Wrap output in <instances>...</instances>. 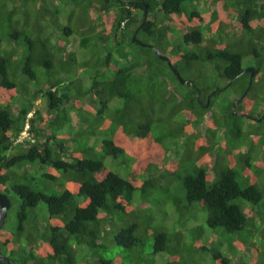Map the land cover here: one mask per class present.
Returning <instances> with one entry per match:
<instances>
[{
  "label": "trees",
  "instance_id": "1",
  "mask_svg": "<svg viewBox=\"0 0 264 264\" xmlns=\"http://www.w3.org/2000/svg\"><path fill=\"white\" fill-rule=\"evenodd\" d=\"M220 80L237 93L221 114ZM262 80L264 0H0V254L264 264V177L246 171L264 170V120L241 116L264 113Z\"/></svg>",
  "mask_w": 264,
  "mask_h": 264
},
{
  "label": "rangeland",
  "instance_id": "2",
  "mask_svg": "<svg viewBox=\"0 0 264 264\" xmlns=\"http://www.w3.org/2000/svg\"><path fill=\"white\" fill-rule=\"evenodd\" d=\"M62 5H63V3H61ZM62 8V7H61ZM72 10H73V15H72V18H71V20H72V22H73V20H75L76 19V17H77V15H79V11L78 10H76V9H73L72 8ZM69 11V10H68ZM199 11L201 12V13H203V12H206V11H208V10H206L205 9V7L202 5V4H200L199 5ZM59 21L61 22V23H63V24H67L68 23V21H69V17H68V14H67V12H63V14L61 15V17L59 18ZM174 37H176V36H174ZM69 41H68V44H69V51L70 52H72V53H74L75 55H76V59H77V61L79 62V63H82V62H84V61H87L88 60V58H89V51H86V50H84V49H82L80 46H79V38H78V36H76V35H72V36H70L69 37V39H68ZM252 61L250 60V59H247V60H245L244 61V63H243V67L245 68V67H252V65H250V63H251ZM83 71L84 70H81V68H79V70H77V72H78V78H82L83 79V81H84V83H87L88 84V81L89 80H87L88 79V76H87V74H84L83 73ZM209 76V78H211L210 76H211V74L210 75H208ZM262 79V78H261ZM207 83H211V81H207ZM225 81H222V80H220L219 81V85L222 87L223 86V88L226 86L225 85ZM261 86V88H264V80H262L261 81V84H260ZM237 96V93H236V90L234 91V90H232V89H228V90H225V91H223L222 93H221V96H219L218 98H216V100H217V107H218V109L220 110V114L222 113V111L223 110H225L226 109V107H227V105H228V102H229V100L228 99H230V98H232L233 96ZM257 96L258 97H262V94H257ZM250 99H252V98H254V96H250L249 97ZM256 99V98H255ZM254 99V100H255ZM258 101H260V99L258 98L257 99ZM38 103V102H37ZM114 105V103L112 104V106ZM233 105H235L236 106V104H235V102H233V104H232V106ZM235 109V108H234ZM234 109H232V112H234ZM254 113L256 112L257 113V111H259V109H258V105L257 104H255V105H253L252 106V109H251ZM178 117H180V116H177V117H175V118H178ZM243 123H244V126L246 127L248 124H247V122L245 121V120H243ZM263 156H264V153H263ZM113 159H111V158H107L106 159V162H105V164H107V166L111 163V161H112ZM114 162V161H113ZM114 165H115V162H114ZM116 166V165H115ZM250 169H246V171L252 176V177H255V178H258L257 180H259V179H261V173H262V176L264 177V170H261L260 169V172L257 174L256 172H254V171H249ZM239 173L242 175V176H245V169H239ZM242 178H244V177H242ZM241 178V179H242ZM241 185L243 186L244 184H243V181H241ZM170 215V214H169ZM173 216V215H172ZM14 216H12L10 219H8L7 218V225H6V228H7V230H9V228H11V225L10 224H12V223H14V218H13ZM12 218H13V220H12ZM171 222H172V218H171V216L168 218V220H167V223H170L171 224ZM255 243H256V245H258L259 247L261 246V247H263V244H264V241L263 242H261V240H260V237L259 238H255ZM86 259V257L85 256H82V260L81 261H84ZM83 263H85V262H83ZM159 264V263H158Z\"/></svg>",
  "mask_w": 264,
  "mask_h": 264
},
{
  "label": "water",
  "instance_id": "3",
  "mask_svg": "<svg viewBox=\"0 0 264 264\" xmlns=\"http://www.w3.org/2000/svg\"><path fill=\"white\" fill-rule=\"evenodd\" d=\"M146 19H147V17H146V13H145L144 16H143L142 23H141L140 27L143 26V24L146 22ZM139 28H138V30H139ZM137 31L133 34V38H132L133 41H135V34L137 33ZM138 43L141 44L140 42H138ZM141 45L142 46H145L144 44H141ZM148 47L155 51L158 59H160L162 61H165L169 65L170 69L172 70V72L174 73V75L177 77V79L180 82H182L180 76L175 71V69L173 68V66L170 64L169 58H167L166 56L162 55L160 53V51L157 50L155 47H153V46H148ZM243 73H248L249 74V83H248V86H247L246 90L244 91V93H243V95L241 96L240 99H243L246 96V94L249 92V90L251 88V85H252V80L254 78L255 69H254V67H248V68H246L244 70ZM182 83H184V82H182ZM185 83L187 85H190L191 84V81H186ZM229 84H231V83H229ZM229 84L226 85L224 88H222L221 89V92L225 91L228 88ZM208 100H209V97L207 99V104H206L205 107L208 106ZM235 104H237V102H235ZM234 108H235V105L232 106V109H234ZM9 208H10V201H9V199L7 198V196L4 193H1L0 192V229L2 228V226L4 224V221H5L6 217H7V212H8V209ZM0 260L4 264H13L12 262L6 261L5 257L3 255H1V254H0Z\"/></svg>",
  "mask_w": 264,
  "mask_h": 264
},
{
  "label": "flooded vegetation",
  "instance_id": "4",
  "mask_svg": "<svg viewBox=\"0 0 264 264\" xmlns=\"http://www.w3.org/2000/svg\"><path fill=\"white\" fill-rule=\"evenodd\" d=\"M246 68H248V67H246ZM245 68V69H246ZM228 85V84H227ZM229 87V86H228ZM236 102V101H235ZM262 109L263 108H261L260 109V112H262ZM241 116L244 118V119H246V120H249V121H254V122H262L263 120H264V113L260 116V117H251V116H248V115H246V114H242L241 113Z\"/></svg>",
  "mask_w": 264,
  "mask_h": 264
},
{
  "label": "clouds",
  "instance_id": "5",
  "mask_svg": "<svg viewBox=\"0 0 264 264\" xmlns=\"http://www.w3.org/2000/svg\"><path fill=\"white\" fill-rule=\"evenodd\" d=\"M78 70H79V69H78ZM205 106H206V105H205ZM205 106H204V107H205ZM207 107H208V106H207ZM207 107H205V108H207ZM25 135H26V134L24 133V136H25Z\"/></svg>",
  "mask_w": 264,
  "mask_h": 264
}]
</instances>
